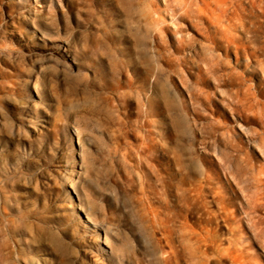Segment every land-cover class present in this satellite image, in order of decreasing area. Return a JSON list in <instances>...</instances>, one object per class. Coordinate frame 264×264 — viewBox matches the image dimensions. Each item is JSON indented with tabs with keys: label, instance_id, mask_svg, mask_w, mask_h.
Listing matches in <instances>:
<instances>
[{
	"label": "rangeland",
	"instance_id": "1",
	"mask_svg": "<svg viewBox=\"0 0 264 264\" xmlns=\"http://www.w3.org/2000/svg\"><path fill=\"white\" fill-rule=\"evenodd\" d=\"M216 195L238 252L204 245ZM238 254L264 264V0H0V264Z\"/></svg>",
	"mask_w": 264,
	"mask_h": 264
},
{
	"label": "bare ground",
	"instance_id": "2",
	"mask_svg": "<svg viewBox=\"0 0 264 264\" xmlns=\"http://www.w3.org/2000/svg\"><path fill=\"white\" fill-rule=\"evenodd\" d=\"M138 33H140V32H138ZM145 41H146L145 36L143 34H140L139 42L142 44ZM59 48L62 51L67 52L68 49H69V44L66 43L64 45H61ZM34 87H36V84H35ZM35 124H33V125H34V127L37 128V126H35ZM36 128H34V129H36ZM22 135H24V134H22ZM73 174H75V173H73ZM68 179H70V178H68ZM70 182H72L71 179H70ZM71 184H69V185H71ZM199 193L200 194H205V191L202 190V191H199ZM85 203L86 202L84 201V204ZM206 204L209 205L210 203L206 201ZM213 204L217 205L222 210V212L224 213V216H221V218H222V221L225 222V227L228 229L230 237H228L227 239L224 240L217 233H214L212 235H209V236L205 237V239L203 240L204 245L205 246H217L219 251L222 249L221 246H227L226 248H223V250L225 249L226 251H228L230 253H231L232 250H233V252H234V250L238 252V250L240 249L241 246H247L246 244H248V242H247L248 238L243 233L244 219H241V218L238 217V213L240 211V208L237 206V204L232 199H230L229 201H225V199H223L219 195H216V197L214 198ZM246 205H248V207H249V210L246 212L247 216H248V221L250 222V225H251L252 228H256L257 224H260V220H261V217H259V215H258V210H259V207H260V204L258 203V198L254 199V198L250 197L249 195H247ZM78 206H79V207H77L78 210H80L82 212H84L87 209V207L85 208V205H83V204H80ZM89 216L86 215V219L87 220H90ZM215 216L217 217V214H215ZM99 241H102V243L104 245L108 246V237H107V235H105L103 239L99 238ZM198 244L199 243H197V246H198ZM237 248H239V249H237ZM106 251L107 250L102 248V252L106 253ZM240 252L242 253V251H240ZM240 258H241V254L233 256L234 263L237 264Z\"/></svg>",
	"mask_w": 264,
	"mask_h": 264
}]
</instances>
